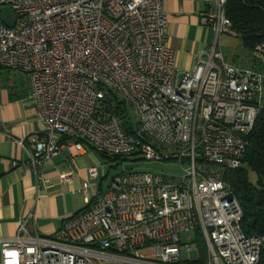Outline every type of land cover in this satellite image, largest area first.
<instances>
[{
	"label": "built area",
	"instance_id": "built-area-1",
	"mask_svg": "<svg viewBox=\"0 0 264 264\" xmlns=\"http://www.w3.org/2000/svg\"><path fill=\"white\" fill-rule=\"evenodd\" d=\"M204 2L201 23L214 40L178 77L164 0H0L16 19L11 27L0 14V68L28 76L26 100L45 127L33 148L20 141L28 167L41 172L63 147L89 145L108 156L177 161L184 171H126L102 190L91 166L85 208L52 237L31 234L35 214L24 217L1 240L2 264H184L192 251L185 233L201 235L206 264L259 263L264 236L243 232L223 174L241 166L264 108V42L253 52L259 69L230 63L220 48L232 27L228 0ZM117 101L134 110L136 125Z\"/></svg>",
	"mask_w": 264,
	"mask_h": 264
},
{
	"label": "crops",
	"instance_id": "crops-1",
	"mask_svg": "<svg viewBox=\"0 0 264 264\" xmlns=\"http://www.w3.org/2000/svg\"><path fill=\"white\" fill-rule=\"evenodd\" d=\"M164 9L169 46L176 53V71L180 77L195 68L200 53L213 42L215 33L212 27L201 23L206 9L204 0H164ZM220 48L230 63L259 69L260 59L249 50L241 51L238 62L231 49L224 50L221 45ZM29 87L24 72L0 68V264L1 240L15 235L20 221L27 215L35 214L27 225L31 234L52 237L67 217L85 208L82 183L88 169L99 163L95 151L87 145L81 153L63 147L41 172L28 167L30 154L25 146L33 148L31 139H40L45 132L35 106L26 100ZM14 162L18 164L13 166ZM68 173L71 180L63 181L61 175ZM95 187L104 190L101 180L95 181Z\"/></svg>",
	"mask_w": 264,
	"mask_h": 264
},
{
	"label": "trees",
	"instance_id": "trees-1",
	"mask_svg": "<svg viewBox=\"0 0 264 264\" xmlns=\"http://www.w3.org/2000/svg\"><path fill=\"white\" fill-rule=\"evenodd\" d=\"M226 14L232 22L230 33L239 36L243 47L253 53L255 46L264 42V0H228ZM116 109L123 118L127 117V109L120 101H117ZM246 140L248 146L241 166L224 171L223 180L231 186L241 204L243 232L264 236V108ZM98 154L108 157L102 153ZM251 172L255 173L256 182L251 180ZM197 236L200 258L196 261H186L184 264L207 263L204 240L200 234L197 233ZM258 264H264V249Z\"/></svg>",
	"mask_w": 264,
	"mask_h": 264
},
{
	"label": "rangeland",
	"instance_id": "rangeland-1",
	"mask_svg": "<svg viewBox=\"0 0 264 264\" xmlns=\"http://www.w3.org/2000/svg\"><path fill=\"white\" fill-rule=\"evenodd\" d=\"M221 47L226 50L231 49V54L235 57L238 62H241V51L244 50L241 38L233 33L223 34L220 39ZM224 52V51H223ZM225 54V53H224ZM240 65H242L240 63ZM128 114L137 124V116L132 108H127ZM95 155L99 160L98 167L100 170V177L97 181L100 182L101 186L105 190L109 187L112 180L126 171H141L151 172L168 177H178L184 174L183 168L177 161H149L141 158L138 155L116 158V157H103L95 151ZM251 180L256 182L255 173H250ZM183 242L190 243L192 245L191 260L196 261L200 258V247L198 239L193 233H185L181 237ZM147 253L148 251H144Z\"/></svg>",
	"mask_w": 264,
	"mask_h": 264
},
{
	"label": "water",
	"instance_id": "water-1",
	"mask_svg": "<svg viewBox=\"0 0 264 264\" xmlns=\"http://www.w3.org/2000/svg\"><path fill=\"white\" fill-rule=\"evenodd\" d=\"M0 14L3 22L11 27L15 26L16 19L12 17V11L9 7H0Z\"/></svg>",
	"mask_w": 264,
	"mask_h": 264
}]
</instances>
